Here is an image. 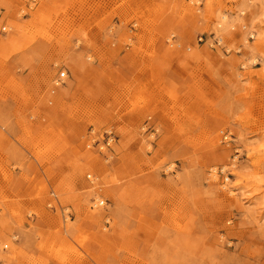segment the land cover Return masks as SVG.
Returning <instances> with one entry per match:
<instances>
[{
    "label": "rangeland",
    "instance_id": "rangeland-1",
    "mask_svg": "<svg viewBox=\"0 0 264 264\" xmlns=\"http://www.w3.org/2000/svg\"><path fill=\"white\" fill-rule=\"evenodd\" d=\"M243 1L0 0V264L28 223L60 264H264V0Z\"/></svg>",
    "mask_w": 264,
    "mask_h": 264
},
{
    "label": "crops",
    "instance_id": "crops-1",
    "mask_svg": "<svg viewBox=\"0 0 264 264\" xmlns=\"http://www.w3.org/2000/svg\"><path fill=\"white\" fill-rule=\"evenodd\" d=\"M24 173L25 171L20 172L21 175H23ZM27 174H29V172H27ZM33 223L35 224L36 221H34ZM40 229L41 228L31 227L30 223L24 225L23 229L18 231V234L21 237V241L19 244H17L20 246L18 250L23 253V256L15 258L14 256L12 257L10 255H4L3 257L5 264H29V262H31L32 264H39L41 259H45V264H60L59 258L52 257L49 254H47V257L43 254L44 241L42 235H44L45 233L39 235L41 234ZM52 234H54L55 236H59V238L61 237V232H53ZM41 245L43 246L42 248ZM44 262H42V264H44Z\"/></svg>",
    "mask_w": 264,
    "mask_h": 264
},
{
    "label": "bare ground",
    "instance_id": "bare-ground-1",
    "mask_svg": "<svg viewBox=\"0 0 264 264\" xmlns=\"http://www.w3.org/2000/svg\"><path fill=\"white\" fill-rule=\"evenodd\" d=\"M249 1V0H248ZM248 4H247V0H244L243 1V7L244 8H248V6H247ZM244 13H245V11L244 10H240V16H238L237 17V20L239 21V22H242L243 21V19H244V17L242 18V16L244 15ZM230 24V23H229ZM229 24H226L225 25V28H224V30H222L221 32H228V30H229V28H231V25L229 26ZM242 26H245V24H243Z\"/></svg>",
    "mask_w": 264,
    "mask_h": 264
},
{
    "label": "built area",
    "instance_id": "built-area-1",
    "mask_svg": "<svg viewBox=\"0 0 264 264\" xmlns=\"http://www.w3.org/2000/svg\"><path fill=\"white\" fill-rule=\"evenodd\" d=\"M66 76L65 73H61L60 76H59V80L56 81V84L59 85L60 84V81H62V79ZM111 143V138L108 140L106 146L108 147ZM102 148V147H101ZM89 178H91V175L89 176Z\"/></svg>",
    "mask_w": 264,
    "mask_h": 264
}]
</instances>
